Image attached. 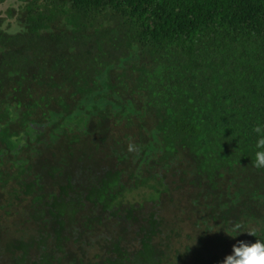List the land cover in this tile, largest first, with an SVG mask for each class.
Masks as SVG:
<instances>
[{
    "label": "trees",
    "instance_id": "trees-1",
    "mask_svg": "<svg viewBox=\"0 0 264 264\" xmlns=\"http://www.w3.org/2000/svg\"><path fill=\"white\" fill-rule=\"evenodd\" d=\"M258 121L264 0H0V264H220Z\"/></svg>",
    "mask_w": 264,
    "mask_h": 264
},
{
    "label": "clouds",
    "instance_id": "clouds-1",
    "mask_svg": "<svg viewBox=\"0 0 264 264\" xmlns=\"http://www.w3.org/2000/svg\"><path fill=\"white\" fill-rule=\"evenodd\" d=\"M255 134L254 158L251 163L257 170L264 169V122L258 121L252 128ZM136 145L129 143L128 151H136ZM233 239L243 233L242 225L237 223L230 229ZM247 234L256 237L255 231ZM220 264H264V238L256 239L255 242L246 240H236L232 245L230 254H227Z\"/></svg>",
    "mask_w": 264,
    "mask_h": 264
},
{
    "label": "rangeland",
    "instance_id": "rangeland-1",
    "mask_svg": "<svg viewBox=\"0 0 264 264\" xmlns=\"http://www.w3.org/2000/svg\"><path fill=\"white\" fill-rule=\"evenodd\" d=\"M136 198H138V199H139L140 197H139L138 195H136Z\"/></svg>",
    "mask_w": 264,
    "mask_h": 264
}]
</instances>
